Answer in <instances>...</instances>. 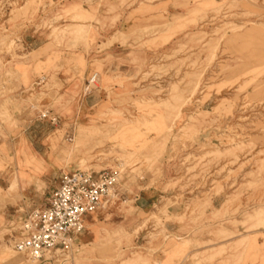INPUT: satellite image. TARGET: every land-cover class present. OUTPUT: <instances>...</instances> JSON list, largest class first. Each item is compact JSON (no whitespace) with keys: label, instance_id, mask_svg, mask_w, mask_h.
Masks as SVG:
<instances>
[{"label":"rangeland","instance_id":"rangeland-1","mask_svg":"<svg viewBox=\"0 0 264 264\" xmlns=\"http://www.w3.org/2000/svg\"><path fill=\"white\" fill-rule=\"evenodd\" d=\"M6 14L0 173L13 180L4 192L20 196L18 168L40 184L41 155L53 150L65 172L113 169L125 198L94 215V241L45 262L18 252L16 224L0 223V264H264V0H0ZM25 24L44 32L43 48L18 52ZM121 38L130 47L114 64L104 53ZM17 90L32 110L9 100ZM43 106L60 122L43 121ZM142 186H160L164 197L136 216L130 195ZM221 194L217 208L212 196ZM185 217L191 240L166 241V222ZM193 248L202 251L189 257Z\"/></svg>","mask_w":264,"mask_h":264},{"label":"crops","instance_id":"crops-1","mask_svg":"<svg viewBox=\"0 0 264 264\" xmlns=\"http://www.w3.org/2000/svg\"><path fill=\"white\" fill-rule=\"evenodd\" d=\"M8 14V13H7ZM7 14L3 16L0 19V30L2 29V25H4L6 28L11 27L10 24H6L8 19L6 18ZM129 11H125V14H123V17L118 20V23L116 24L117 28L119 29V32L124 33V30H126L130 25V21H127ZM116 35L112 34L110 35V38L115 37ZM48 38L44 37V32L40 29L37 28V26L34 25H23L21 29L18 31V38L17 41H19L21 44V49H18V52L25 51L27 50L28 52L30 51H36L41 48H43L46 45ZM106 38H103V43L106 42ZM130 40H127V42H123L122 38L119 40H115L111 43L109 47H107L106 53L104 55H109L113 59V63L115 64L118 59H120L123 55H125V52L129 50L130 47ZM3 47V44H0V48ZM12 58V55L8 53L6 50L0 51V60L1 63L4 64L5 62H10ZM107 58L103 57L102 60H105ZM114 64H109L105 67L107 71H111L113 69ZM91 65V64H90ZM4 77V74L0 75V79ZM40 82L45 80V78L40 79ZM11 84L17 83L16 78H13L10 80ZM38 85L39 82H36ZM23 96H24V90H17L14 91L10 95V101H13L15 104H22V110L27 111V110H32L34 107L32 106H26L25 102H23ZM4 96L0 95V101L3 102L5 101ZM92 100V96H87V98L78 100L79 102V111L83 113L88 112V110L92 107L90 105V101ZM77 102V104H78ZM74 106V104H73ZM43 110L49 111V115L47 118H45L43 121H48L50 124H56L60 122L59 116L55 113L52 108H47L46 106L42 107ZM42 111V110H40ZM38 111L35 110L34 113H37ZM39 113V112H38ZM57 117L56 122H52L51 118ZM35 120V119H34ZM36 120H38L36 118ZM44 123V122H39ZM0 127L5 128L3 123L0 121ZM30 127L29 125L27 128ZM1 134V132H0ZM40 136V135H39ZM38 135L36 137L40 138ZM43 137H41V141ZM41 158L47 161L48 168H43V173L41 174V183L37 184L36 182H29L23 176L27 174V172L24 170V172H20L19 168L17 169V186L16 190L13 191L12 193H19L20 196H16V198L11 195V193H6L4 190L8 189L12 185V180H13V175L8 174L5 172V174L0 173V223L1 224H8L10 221L15 220L21 215H25L32 211L35 208L43 207L46 205L47 198L49 195L55 190L56 187H58L60 183V178L63 173H66L63 171V167L59 166L57 163H55L54 160L58 161L57 154L51 150V153L46 154L44 156L41 155ZM118 191H119V196L117 197L116 200H113L104 210H100L95 214H103L106 210H113L116 204L120 199L125 198L122 195V192H120V183H118ZM164 190L160 186H142L141 188H137L133 190L132 194L130 195L131 197V202L133 206V214L136 216H140L141 213H145L149 211L153 206L156 204L157 201H159L163 195ZM224 195H214L212 196V203L213 205L217 208H221L224 200ZM14 201V202H13ZM181 208V207H179ZM185 208L182 207L180 210H183ZM180 212V211H179ZM89 215L86 218V229L79 235L75 237V244L79 243L81 240H89V241H94L95 240V232L91 228L94 226V215ZM192 220L190 217H185L184 220H177V221H172L168 220L166 222L165 228L169 234L167 237L166 241H169L171 237H175L176 240H191V232L190 229L192 228ZM84 236L83 239H81V236ZM146 252H152L151 254L155 256L156 258L160 259V262H163L165 258V254L163 251L160 249H149V247L146 249ZM201 252L202 250H197L193 248L192 250L189 251V257L193 255L195 252ZM243 262L246 261L245 264H259L261 259H258L256 262H251L250 259L246 257H243ZM188 264H197L195 261H190Z\"/></svg>","mask_w":264,"mask_h":264},{"label":"built area","instance_id":"built-area-1","mask_svg":"<svg viewBox=\"0 0 264 264\" xmlns=\"http://www.w3.org/2000/svg\"><path fill=\"white\" fill-rule=\"evenodd\" d=\"M88 80L87 91L97 79ZM93 89V88H92ZM49 111L42 113L47 118ZM54 123L57 117L51 118ZM118 174L111 168L99 171L76 169L63 173L46 205L13 220L14 248L29 258L45 262L72 249L75 237L86 229V218L104 210L119 196Z\"/></svg>","mask_w":264,"mask_h":264},{"label":"bare ground","instance_id":"bare-ground-1","mask_svg":"<svg viewBox=\"0 0 264 264\" xmlns=\"http://www.w3.org/2000/svg\"><path fill=\"white\" fill-rule=\"evenodd\" d=\"M78 144H79L78 141H76L74 144H72L71 148L68 150L69 155H72L71 153H73L78 148Z\"/></svg>","mask_w":264,"mask_h":264}]
</instances>
